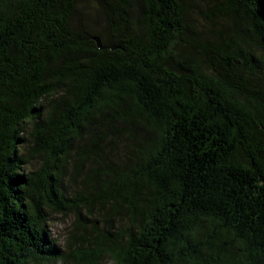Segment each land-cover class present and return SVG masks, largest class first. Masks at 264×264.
Segmentation results:
<instances>
[{
	"label": "trees",
	"instance_id": "obj_1",
	"mask_svg": "<svg viewBox=\"0 0 264 264\" xmlns=\"http://www.w3.org/2000/svg\"><path fill=\"white\" fill-rule=\"evenodd\" d=\"M200 1L0 0V264L64 257L57 211L79 264H264V0H209L205 35Z\"/></svg>",
	"mask_w": 264,
	"mask_h": 264
},
{
	"label": "rangeland",
	"instance_id": "obj_2",
	"mask_svg": "<svg viewBox=\"0 0 264 264\" xmlns=\"http://www.w3.org/2000/svg\"><path fill=\"white\" fill-rule=\"evenodd\" d=\"M200 10L196 14V29L198 32L208 33L211 30L217 29L220 27L219 18H217V14L213 12L212 8L213 3L209 0H202L200 1ZM85 16L82 17V20H84V24L94 27V28H101L102 24L104 23L105 16L101 13H99L97 10L92 9L90 7H87ZM219 24H218V23ZM105 159H107L108 162H113V164H117V166H123L125 162V157L128 155V146L126 144L125 138H119L117 140V145L105 149ZM74 169L70 168L67 171V174L64 178V184L67 187L68 191L70 192V196H74L76 194V190L79 189L82 175L75 176ZM96 213H98V208H96ZM92 218V219H91ZM88 219L87 223L89 226L94 225V221L96 219H99L97 215L95 217H91ZM94 226L103 227V225H100L99 223L95 224ZM93 226V227H94ZM73 229V226H72ZM69 233V236L64 244L63 249L60 247V249L64 253V259L66 261V264H79L77 262V257L79 256L81 258H87L90 250H89V244L85 241L82 242L81 240H78L77 242H74L71 239L72 230ZM83 244L84 249H79L78 247Z\"/></svg>",
	"mask_w": 264,
	"mask_h": 264
},
{
	"label": "clouds",
	"instance_id": "obj_3",
	"mask_svg": "<svg viewBox=\"0 0 264 264\" xmlns=\"http://www.w3.org/2000/svg\"><path fill=\"white\" fill-rule=\"evenodd\" d=\"M63 94V90H53L49 96L50 102ZM20 136L26 138L24 133H20ZM25 168L27 171H31L32 165L30 163H26ZM74 220V212H70L65 215L64 212L57 211L50 213L45 222V226H47L49 231L50 239H52L62 249L72 229ZM56 264H66L63 255L56 257ZM101 264H124V258L118 248L106 249Z\"/></svg>",
	"mask_w": 264,
	"mask_h": 264
}]
</instances>
